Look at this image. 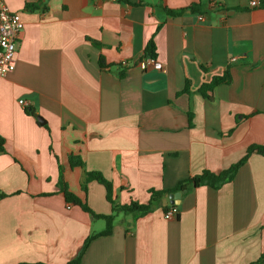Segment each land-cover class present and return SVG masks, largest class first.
Here are the masks:
<instances>
[{
    "label": "crops",
    "instance_id": "obj_1",
    "mask_svg": "<svg viewBox=\"0 0 264 264\" xmlns=\"http://www.w3.org/2000/svg\"><path fill=\"white\" fill-rule=\"evenodd\" d=\"M3 1L24 27L0 78V264H66L103 230L102 218L65 200L60 178L93 213L109 214L101 184L82 191L85 171L111 181L115 204L147 203L151 189L220 172L264 143V0H163L204 4L176 16L160 0ZM150 38L162 71L137 63ZM226 68L230 83L205 99L199 85ZM263 250L264 155L252 153L219 188L163 193L139 216L118 212L81 263L250 264Z\"/></svg>",
    "mask_w": 264,
    "mask_h": 264
},
{
    "label": "trees",
    "instance_id": "obj_2",
    "mask_svg": "<svg viewBox=\"0 0 264 264\" xmlns=\"http://www.w3.org/2000/svg\"><path fill=\"white\" fill-rule=\"evenodd\" d=\"M163 0H160L159 6L169 15L176 16L180 15L182 12H184L186 9H189L193 13H202L204 11V4L201 1L193 2L188 4L184 7H178V8H169L165 6L162 3ZM260 6L264 8V1H261ZM94 45H98L96 41H92ZM143 56H151L155 57V44L153 41V38H150L144 48ZM140 61V60H139ZM137 61V63L139 62ZM101 67H105L104 62L102 60V57L99 56L98 60ZM118 67V75L122 76L124 74V68L120 67V65H117ZM231 81L230 73L228 71V68L224 69L221 74H216L211 77V79L207 82H202L199 87L198 91L199 93L205 98V99H212L210 92L213 90V88L220 84H229ZM188 84L186 83L181 92H188ZM180 92V91H179ZM4 150V140L2 137H0V152ZM252 153H258L261 155H264V143L262 144H251L249 145L244 155L235 163L231 164L226 169L221 170L220 172H211L209 170H203L198 174H194L189 178L183 179L179 181L173 189H161V190H150V199L147 203H139L135 200H131L129 203L125 204H115L114 198H113V187L110 180L106 179L99 171H85L84 177L80 183V186L84 192L87 190V184L91 180L97 181L99 184H101L105 189V196L106 199L111 203V213L109 214H95L91 211V209L87 206L86 202L81 200L78 196L70 192L66 186V183L63 182L62 178L59 179V188L61 192L64 195V198L66 201L71 202L73 204L79 205L83 210L88 211L92 214L93 217L102 218L105 222V227L102 231L98 233H91L84 241L83 247L81 251L78 252V254L72 258L70 261H68L66 264H82L81 263V256H82V250L86 247V245L95 237L101 236V235H109L111 233L112 229V223L114 220V217L118 212H133L136 213L137 216L143 215L149 211H151L154 207V203L159 199L161 194L168 193L171 191H187L191 189L192 187H196L199 185H206L212 188H219L223 183L230 182L238 168L247 160L250 154ZM69 164L71 167L74 166H83V160L78 155H70L69 156ZM6 193L0 192V198L6 196ZM25 264V263H20ZM250 264H264V250L259 254V256L252 261Z\"/></svg>",
    "mask_w": 264,
    "mask_h": 264
},
{
    "label": "built area",
    "instance_id": "obj_3",
    "mask_svg": "<svg viewBox=\"0 0 264 264\" xmlns=\"http://www.w3.org/2000/svg\"><path fill=\"white\" fill-rule=\"evenodd\" d=\"M251 5H257L256 0L250 1ZM24 27V21L21 17V13L12 11L0 0V78L4 77L8 72L14 68V59L16 52V45ZM236 60V57H232L230 61ZM127 65L126 62L121 63V67ZM138 65L142 69H156L162 71L164 69L163 64L155 57L146 56L138 62ZM19 103L23 102V99H18ZM69 207V204H67ZM178 212L176 205L169 206L163 216L167 219L176 216Z\"/></svg>",
    "mask_w": 264,
    "mask_h": 264
},
{
    "label": "water",
    "instance_id": "obj_4",
    "mask_svg": "<svg viewBox=\"0 0 264 264\" xmlns=\"http://www.w3.org/2000/svg\"><path fill=\"white\" fill-rule=\"evenodd\" d=\"M222 12H224V10H222ZM37 119L39 123H44V120L41 116L38 115ZM169 197L172 199H177L180 197V193L179 192L169 193Z\"/></svg>",
    "mask_w": 264,
    "mask_h": 264
},
{
    "label": "rangeland",
    "instance_id": "obj_5",
    "mask_svg": "<svg viewBox=\"0 0 264 264\" xmlns=\"http://www.w3.org/2000/svg\"><path fill=\"white\" fill-rule=\"evenodd\" d=\"M82 189V188H81ZM84 192V190H82Z\"/></svg>",
    "mask_w": 264,
    "mask_h": 264
}]
</instances>
